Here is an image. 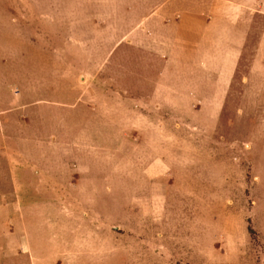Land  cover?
Wrapping results in <instances>:
<instances>
[{
	"label": "rangeland",
	"instance_id": "1",
	"mask_svg": "<svg viewBox=\"0 0 264 264\" xmlns=\"http://www.w3.org/2000/svg\"><path fill=\"white\" fill-rule=\"evenodd\" d=\"M112 1L102 20L99 0H0V264H264V16L218 100L203 85L136 134L120 116L158 70ZM79 69L107 82L106 122Z\"/></svg>",
	"mask_w": 264,
	"mask_h": 264
},
{
	"label": "crops",
	"instance_id": "2",
	"mask_svg": "<svg viewBox=\"0 0 264 264\" xmlns=\"http://www.w3.org/2000/svg\"><path fill=\"white\" fill-rule=\"evenodd\" d=\"M98 4L96 13L102 20L112 16L117 6L112 0H99ZM130 7L137 18L130 30L133 37L130 43L148 60L147 69L158 70H155L153 89L150 91L151 86L149 90L138 89L135 100L132 99L135 103L132 109L120 116L132 118L128 123L131 133L136 134L143 132L138 128L137 119L150 117L151 111L164 116L163 109L170 107L171 101L189 100V97L204 99L201 96L204 95L203 85L213 87V96L208 99L218 100L219 89L226 84V77L232 75L250 34L251 21L254 16H264V0H131ZM87 36L90 34L86 29V36H82L84 43ZM71 77V90L75 91L76 87L77 92L80 91L78 98L104 104L98 103L95 116L106 122L107 116L112 114L108 112L107 103L103 102L106 101L102 94L107 93V82H98L96 73L87 69H79L76 75L71 73ZM91 86H97L96 94L91 92ZM124 128L117 126L115 132L122 135ZM160 143L154 142L150 147L153 150L163 148ZM151 156L154 165L155 153ZM40 264L46 263L41 261Z\"/></svg>",
	"mask_w": 264,
	"mask_h": 264
}]
</instances>
